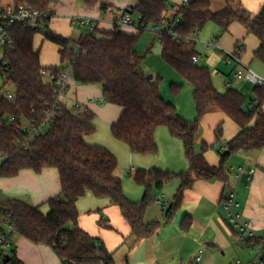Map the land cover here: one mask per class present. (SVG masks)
<instances>
[{
  "label": "trees",
  "instance_id": "16d2710c",
  "mask_svg": "<svg viewBox=\"0 0 264 264\" xmlns=\"http://www.w3.org/2000/svg\"><path fill=\"white\" fill-rule=\"evenodd\" d=\"M13 1L54 17L49 8L50 0ZM78 1L87 9L98 6L101 12H105L111 7L112 0ZM136 1L131 14H136L139 21L133 34L114 27L109 32H79L76 38H64L49 30L51 18H48L41 22V31L13 26L10 30L11 47L4 49L0 60V78L5 77L3 84H10L14 89L13 101L8 102L2 95L4 85L0 87V178H14L22 170L39 174L45 168H54L60 182V193L46 202V213L42 212V206L34 207L15 198H1L0 219L8 222L17 236L34 245L50 248L61 264H115L113 253L107 250L102 240L91 237L78 225L77 202L86 193L97 199H107L117 207L129 224L132 236L139 241L152 237L161 228L159 221L145 224L144 214L150 205L156 203L164 185L175 178L180 181L172 203L162 212L167 224L181 205L183 193L195 181L217 180L227 184L228 174L224 165L230 155L264 150V88L252 89L249 103L257 98L259 105L253 113L247 112L246 97L241 92L234 88L219 92L212 83L208 68L192 62V57L199 54L195 51V42L187 39L211 23L218 28L216 36L219 40L228 33L233 23H239L246 35L255 37L260 44L252 60L264 65V5L250 18L237 0H223L227 7L218 11L213 10L210 0H186L173 6L167 0ZM170 8L174 10L168 16ZM163 19L167 21L164 29L172 27L181 38L172 40L165 32L160 36L161 59L190 85L196 115L193 122L183 119L175 106L162 98L159 76L148 80L146 75L136 71L146 59V56L138 55L137 41L148 26L158 28ZM36 34L57 47L58 65L42 67L40 52L34 48ZM239 46L243 47L241 42L235 44L233 50ZM66 67L76 84L100 87L101 101L122 109L116 122L110 126L115 141L126 145L131 153L155 155L156 129L165 127L170 137L182 142L189 170L178 174L157 168L136 170L134 182L143 188L144 193L137 203L127 199L121 180L115 175L116 158L103 147L85 143L84 138L96 131V116L87 109L75 112L73 105L67 106L63 100L55 101L52 97L54 88L45 84L39 73L41 69H46L57 75ZM181 89V86H171L175 95ZM53 107L55 118L45 133L29 142L19 132L21 121L41 122ZM212 111L230 119L238 131L225 144L220 143L223 136V123H220L214 130V144L208 146L201 143L197 146L200 123ZM11 118H14L13 124L9 123ZM221 145L225 146V150H218V165H209L204 153ZM189 225L190 220L186 218L181 227L185 230ZM227 225L230 227L228 222ZM98 226L113 230L102 216ZM2 234L11 235L0 226ZM7 241L0 247H8ZM248 242L252 244L250 240ZM0 264L24 263L11 248Z\"/></svg>",
  "mask_w": 264,
  "mask_h": 264
},
{
  "label": "crops",
  "instance_id": "0c3cea01",
  "mask_svg": "<svg viewBox=\"0 0 264 264\" xmlns=\"http://www.w3.org/2000/svg\"><path fill=\"white\" fill-rule=\"evenodd\" d=\"M185 1L186 0H167V3L173 6L181 5ZM238 1L246 11L251 13L252 17H254L264 5V0ZM59 2L61 6L66 9V12L65 14L59 15L57 12H59L61 8H58V11L55 10L58 6L55 7V9H50V12L54 17L51 18L49 23V30L64 38H76L79 34L76 35L74 32H79V30L72 27V18L87 17L91 19H100L98 32H109L114 28L110 23L112 17L117 16V14L127 6L132 8L137 1L128 0L123 6H121V8L114 3L115 0H112L111 7L105 12H101L98 6L93 9H87L78 0H67L69 7L64 5L66 0L65 2H62L61 0ZM173 10L174 9L172 8L168 10V16L173 13ZM120 29L128 34L136 32L134 27H123ZM236 33L237 34L231 38V44L234 47L235 44L241 42L244 54L245 38L243 36L245 35L247 37L250 35H246L244 28L243 32L238 33L236 31ZM154 35L156 38L157 34L154 33ZM39 37L40 42L34 44V48L40 52L44 41L41 36ZM255 40L256 44L252 49V53H254L260 45L256 38ZM48 44L51 45L49 42ZM54 47L58 50L56 46ZM42 57L41 60L40 55V64L42 67L55 66L59 63L55 64L56 61L47 56L46 53H43ZM57 57H59L58 53ZM176 82L179 83V80ZM180 82L185 83L182 79ZM236 82L237 84L242 83L238 81ZM188 86L190 87V85ZM71 87L72 86L70 85L66 96L61 100L65 103H71V106L78 103L83 108L91 111L95 116H97V114H100V116H106L109 114L111 119L108 122L110 125L116 122L122 112L121 108H118L117 110L113 109L111 111L109 108H104L99 111L98 105L95 104V100L102 99L100 87L96 85H78L74 86L72 89ZM262 111L264 112V104L262 106ZM179 115L184 119L181 114ZM210 115H212V118L215 120L214 123L216 124V127L220 123H223L220 122L221 117L224 116L222 113L212 111L205 117ZM237 131L238 129H235L230 138L234 137ZM201 136L196 140L197 146L201 143L208 146L214 144L213 139L206 142ZM93 143L94 142L91 141L87 145H92ZM263 152L249 153V158L251 160H256V166L255 168H249L254 170L251 183L248 188L243 186V188L248 190L243 194L242 199L238 200L240 204L239 212L242 219L249 223L257 232L264 230ZM203 156L209 165H218L219 157L212 153V149L207 150ZM131 169H133L134 172L136 171L134 167H131L130 171ZM179 184L180 181L178 179L175 185L176 189ZM225 186L226 184L217 180L195 181L192 187L183 193L181 205L175 212H173L170 222L165 224L163 218L160 219L159 222L162 223L161 228L152 235V237L147 239L136 241L131 234L129 224L122 218L117 207L111 205L107 199L95 198L91 193H86L77 202V211L79 215L78 225L91 237L102 240L107 250L113 253L115 264H194V261L191 262V256L196 254V257L199 250H203L200 264H218L220 252L222 254L231 252L238 245V242H243L241 234L236 235L234 233L235 231L233 232V229L227 225V222H225L226 220L221 216V214H223L222 204L226 196L224 194ZM164 189L166 188L163 186L161 191ZM59 193L60 182L57 170L54 168H45L39 174H35L31 170H22L14 178H0V199L15 198L23 200L34 207L42 206L41 210L43 213L48 211L46 202L51 198L56 197ZM174 194L172 195V198H170L171 201L168 199L169 202L163 204V207H167V205L172 203ZM138 198H140V195ZM127 199H129V197H127ZM129 200L135 203L140 201V199ZM154 204L148 207L144 214V219L147 215V211ZM162 215L163 213L161 214V217ZM101 216L105 220H108V223L113 230L103 229L98 226V220ZM186 218L190 220V225L184 230L182 229L181 224ZM7 240V243L10 246L8 247L15 250L16 257L24 264H61L57 256L46 246L34 245L14 233L7 236Z\"/></svg>",
  "mask_w": 264,
  "mask_h": 264
},
{
  "label": "rangeland",
  "instance_id": "374dc122",
  "mask_svg": "<svg viewBox=\"0 0 264 264\" xmlns=\"http://www.w3.org/2000/svg\"><path fill=\"white\" fill-rule=\"evenodd\" d=\"M50 9H55L58 11V8H61L59 15L65 14L66 9L63 8L60 4V0H50ZM62 2L65 0H61ZM128 0H115V4L118 7L123 6ZM238 1V0H237ZM236 1V2H237ZM212 8L214 11L222 10L227 7L223 0H212ZM219 3V4H218ZM80 4V3H79ZM65 6H68L67 0L64 3ZM69 7V6H68ZM122 8V7H121ZM247 15L252 18L251 13L246 11ZM133 20H137L136 14H131ZM152 26H148L143 33L141 34L139 40L136 44V51L139 56H146L145 62L143 65L137 68V73L146 75L159 76L161 78V83L159 86L160 94L163 99L171 102L173 106H175L177 112L181 114L187 122H193L195 120V107L192 98V90L187 85V83L180 82L181 78L177 75V73L164 61L161 59L160 55V45L158 41V37L152 32ZM243 32V27L239 23H233L229 28V33L222 36L221 39L217 40L218 28L208 23L206 24L201 31L197 33L195 38L198 41L195 43V51L202 56V60L199 62L200 66L208 68L211 73V79L214 87L219 92H224L227 88H235L241 94L246 97V105L245 109L248 110L249 107V96L253 95L252 89L254 88L252 84L242 82L237 84L236 80L232 78L233 64L226 65L224 52L219 54L217 48L214 47L216 44L221 50L228 52L233 50L232 37H234L237 33ZM79 32H74V34L78 35ZM244 35V34H243ZM244 39V48L245 52L242 54V59L246 64H249L252 71L259 74L260 76H264V65L259 63L253 59L252 49L255 47L256 40L252 36H243ZM39 35H35L34 44L40 42ZM205 43L213 44V46H209L206 48ZM243 52V51H242ZM43 53H46L47 56L53 58L57 64L59 62V57H57V50L51 44L44 41L42 44V48L40 51L41 60ZM245 57V58H244ZM230 78L232 85L230 87L226 86L227 78ZM179 80V83L176 81ZM3 78H0V87L3 86L2 92H13V86L10 84H3ZM72 86H78L73 80L70 82ZM181 86V92L175 95L171 91V86ZM81 86V85H80ZM99 98V97H97ZM71 103L67 102V106ZM95 104L98 105L99 111L104 108H109L111 110H117L119 107L107 104L102 102L100 99L95 100ZM71 106V105H70ZM110 115L100 116L97 114L94 121V126L96 131L93 135L87 136L84 138L85 143H90L93 141L94 143L89 146H100L107 149L117 160V169L115 171V175L121 180L122 188L124 195L129 197V199H140L143 196L144 190L142 187L138 186L133 179V174H130V168L134 167L136 170L145 169L149 170L151 168H158L162 171L172 172V173H182L187 172L189 170V165L187 160L185 159L182 142L170 137L167 128L158 127L155 132V142L157 145V152L155 155H138L131 153L129 148L115 141L110 132ZM215 120L212 118V115L208 117H204L200 123V128L198 132V137H202L204 141H208L210 139L214 140V129H215ZM223 122V136L220 143L225 144L229 141L231 136L233 135L235 129H237L236 125L229 120L226 116L221 117V121ZM263 152V151H262ZM212 153L215 156H218V147L212 148ZM261 154V153H260ZM264 156V152L262 153ZM2 158H0V163ZM156 161V162H155ZM157 165H156V164ZM242 167L244 170L248 171L249 168H255L256 160L249 158V152H241L234 153L230 155L224 165L225 170L228 174V183L225 186L224 194L227 195L231 189V186L234 184L236 188L238 180H235L234 173L231 168ZM178 178H175L171 183L164 185L163 191L158 193V199H161V204H154L147 211V215L144 219V223L148 224L152 221H160L162 219L161 214L164 212L167 207H163V204L168 203V199L172 198L174 191L176 189V181ZM244 184L239 183L237 187L238 192V200L242 199L243 194L248 190L243 188ZM140 195V198L138 196ZM137 197V198H136ZM137 201V200H136ZM171 201V199H170ZM223 213V209H222ZM224 217V214H221ZM226 220V219H225ZM258 233H261L259 231ZM243 242L239 243L234 248L233 251L228 252L226 254L219 253L218 264H236L239 260L242 264H260L259 257L262 253V246L249 244L248 238L244 235H241ZM236 240V239H235ZM234 240V241H235ZM246 240V241H245ZM246 242V243H245ZM248 242V243H247ZM10 253V248L7 246L0 247V261L3 259V256L8 255ZM195 255L191 256V262L194 261ZM195 264V262H194Z\"/></svg>",
  "mask_w": 264,
  "mask_h": 264
},
{
  "label": "built area",
  "instance_id": "2783aa9c",
  "mask_svg": "<svg viewBox=\"0 0 264 264\" xmlns=\"http://www.w3.org/2000/svg\"><path fill=\"white\" fill-rule=\"evenodd\" d=\"M186 2V1H185ZM133 7H125L122 9L117 16L112 17L110 23L113 27L123 28V27H134L136 28V24L139 21L133 20L131 17ZM51 18L50 14L42 12V11H33L25 7L21 4H16L13 0H0V60L2 59V53L5 48L11 47L12 41L10 37V30L13 26L19 25L21 27L27 28L29 30H39L41 31V22L44 20ZM100 19H91L87 17H76L72 18L71 24L73 28L79 30V32H86L88 34H93L98 31V24ZM162 25L158 28H154L153 32L157 34L158 41L162 34L169 36L172 40H177L181 38V35L176 33L173 28L171 27L169 30L164 29L165 25L167 24L166 19H163ZM163 28V29H161ZM195 34L188 37L187 39L192 42H197L198 39L195 38ZM206 48L209 46H213V44L205 43ZM215 48L218 49L219 54L224 52L225 57V64L230 65L233 64V71H232V78L238 82H246L252 84L255 88H264V76H260L259 74L255 73L251 70L249 64H246L242 57L241 53L243 51V47L239 46L237 49L225 52L221 50L216 44L214 45ZM77 49V45L76 48ZM202 60V56H193L192 62L194 64H199ZM40 76L45 84L51 85L54 88V93L52 97L55 101L61 100L64 96H66L70 82L72 80V73L69 68H65L60 70V72L56 75L53 74L52 71L41 69L39 71ZM5 81V77L3 78ZM232 82L230 78H227L226 86L230 87ZM3 97L8 101H13L12 92H2ZM259 105V100L257 98H253L249 104L247 112L253 113L257 106ZM75 112H80L81 110H86L80 104L75 103L72 106ZM54 107L52 111L46 113L43 118V121L36 122V121H21L19 125L20 133L29 141H33L34 139L41 136L47 130L49 124L55 118ZM10 124L14 123V118L9 120ZM220 152L225 150V146L221 145L218 147ZM264 151V150H263ZM232 172L234 173L235 180H238L237 187L239 183H243L245 187H249L252 176L254 173L253 169H249L248 171L244 170L242 167L231 168ZM131 174L135 173L133 169L130 171ZM234 184L228 194L224 198V202L222 204L223 214L230 225V227L237 233L244 235L251 241L253 245H264V230L261 233H258L254 230L249 223L244 221L241 217L239 212L240 204L238 202V192L237 187ZM156 204H161V199L157 198ZM0 226H3L6 229L7 233H14V228L9 225L8 222L0 219ZM7 236L5 234L0 235V244L6 243ZM203 250H199L197 256L194 259L196 264H200L201 256ZM259 263L264 264V251L259 257ZM236 264H242L240 261H237Z\"/></svg>",
  "mask_w": 264,
  "mask_h": 264
},
{
  "label": "water",
  "instance_id": "95a60500",
  "mask_svg": "<svg viewBox=\"0 0 264 264\" xmlns=\"http://www.w3.org/2000/svg\"><path fill=\"white\" fill-rule=\"evenodd\" d=\"M152 77H153L152 75H148V76H147V79H148V80H151ZM6 261H7V259L4 260V262H6Z\"/></svg>",
  "mask_w": 264,
  "mask_h": 264
}]
</instances>
